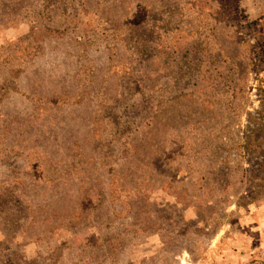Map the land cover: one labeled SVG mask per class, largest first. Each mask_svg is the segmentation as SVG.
Here are the masks:
<instances>
[{"label":"rangeland","instance_id":"rangeland-1","mask_svg":"<svg viewBox=\"0 0 264 264\" xmlns=\"http://www.w3.org/2000/svg\"><path fill=\"white\" fill-rule=\"evenodd\" d=\"M0 264H264V0H0Z\"/></svg>","mask_w":264,"mask_h":264}]
</instances>
